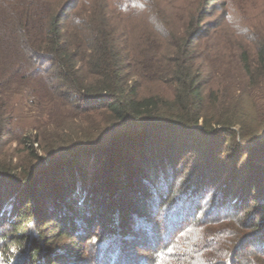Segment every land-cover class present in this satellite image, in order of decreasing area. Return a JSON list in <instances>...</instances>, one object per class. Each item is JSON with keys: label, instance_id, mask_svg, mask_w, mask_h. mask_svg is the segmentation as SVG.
<instances>
[{"label": "trees", "instance_id": "obj_1", "mask_svg": "<svg viewBox=\"0 0 264 264\" xmlns=\"http://www.w3.org/2000/svg\"><path fill=\"white\" fill-rule=\"evenodd\" d=\"M252 2L0 0V264H264Z\"/></svg>", "mask_w": 264, "mask_h": 264}, {"label": "rangeland", "instance_id": "obj_2", "mask_svg": "<svg viewBox=\"0 0 264 264\" xmlns=\"http://www.w3.org/2000/svg\"><path fill=\"white\" fill-rule=\"evenodd\" d=\"M261 2V0H259ZM164 4L171 8H179L184 12L189 10V14H193V17H198L200 15H206L205 20L208 22L222 24L228 23L231 15L233 13V8L241 7L242 5H253L252 0H212L209 4H206V0H163ZM251 5V6H252ZM233 7V8H232ZM255 8L253 5L252 9ZM191 9V10H190ZM174 11V10H173ZM173 18L178 19L173 16ZM223 25V24H222ZM27 109L18 104L16 110L18 121L24 125L31 123L33 121L32 115L26 111ZM10 154H16L19 151H22L21 148L16 142H12L8 146ZM71 195L70 193H64V196ZM89 257V256H88ZM3 257L0 256V262Z\"/></svg>", "mask_w": 264, "mask_h": 264}]
</instances>
